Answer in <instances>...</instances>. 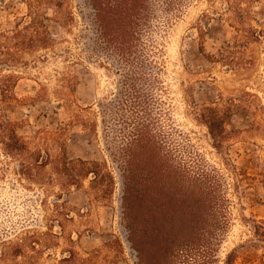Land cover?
<instances>
[{
  "label": "rangeland",
  "instance_id": "rangeland-1",
  "mask_svg": "<svg viewBox=\"0 0 264 264\" xmlns=\"http://www.w3.org/2000/svg\"><path fill=\"white\" fill-rule=\"evenodd\" d=\"M65 1L75 18L65 27L56 22L54 6L42 8L56 51L38 67L19 69L18 96L36 98L40 82L47 97L4 105L0 115L28 140L56 132L72 160L106 163L116 187L109 200H95L90 181L60 196L58 189L44 191L20 177L18 164L0 146V264L25 263L14 256L18 242L33 264H60L72 249L85 258L104 250L115 264H143L122 220L123 186L113 159L135 118L152 120L176 165L193 170L205 162L218 171L231 219L219 255L261 264L264 243L254 234V221L264 220V0H149L155 12L132 57L100 43L86 0ZM28 2L0 0V32L15 29ZM241 20L261 33L259 42L242 41ZM60 74L73 78L72 98L84 111L60 105L54 95ZM207 107L227 116L222 150L198 118ZM51 150L56 154L60 147L53 143ZM116 240L123 249L106 248Z\"/></svg>",
  "mask_w": 264,
  "mask_h": 264
},
{
  "label": "trees",
  "instance_id": "trees-1",
  "mask_svg": "<svg viewBox=\"0 0 264 264\" xmlns=\"http://www.w3.org/2000/svg\"><path fill=\"white\" fill-rule=\"evenodd\" d=\"M86 1L93 12L100 43L113 47L120 55L132 57L140 32L144 27L150 28L155 12L149 0ZM28 4L27 15L15 29L0 32V110L7 104H25L47 97L48 88L40 82L36 98H20L16 92L22 79L19 69L38 67L57 48L42 8L54 6L56 22L61 27L75 20L65 0H29ZM239 24L240 31L244 32L243 42L249 44L262 39L258 30L246 29L243 20ZM232 54L230 51L227 60H231ZM57 80L60 87L54 95L61 99L62 107L70 109L76 105L72 98L73 78L60 74ZM76 118L81 120L79 116ZM198 118L208 128L217 149L222 150L229 134L227 116L219 108L207 107ZM132 125L127 142L115 147L113 159L118 164L123 186L122 220L128 240L143 264H254L239 263L235 253L227 254L224 259L219 255L231 219L221 195L223 186L218 171L205 162L193 170L176 165L172 152L154 134L151 119L135 118ZM57 135L45 131L34 141L28 140L19 135L16 123L0 115V146L6 157L18 164L20 177L47 192L58 189L62 193L59 196L72 189L81 190L90 181L95 200H109L115 191L116 179L107 164L70 159ZM53 143L60 147L59 153L52 152ZM254 234L264 243V220L254 221ZM27 239L33 241L31 236ZM36 244L33 241L30 246L34 252H38ZM115 246L123 249L120 240L107 243L106 248ZM12 247L16 250L14 256L27 259L16 264H33L24 253L22 243H14ZM105 263L115 264V261L104 250H96L85 258L72 249L60 261V264ZM261 264H264V255Z\"/></svg>",
  "mask_w": 264,
  "mask_h": 264
}]
</instances>
